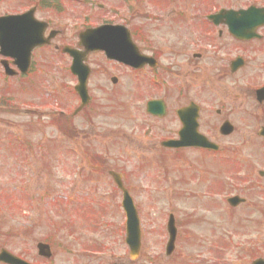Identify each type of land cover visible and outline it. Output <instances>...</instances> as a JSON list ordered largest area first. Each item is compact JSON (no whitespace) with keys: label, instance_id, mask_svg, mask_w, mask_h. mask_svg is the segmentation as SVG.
Masks as SVG:
<instances>
[{"label":"rangeland","instance_id":"obj_1","mask_svg":"<svg viewBox=\"0 0 264 264\" xmlns=\"http://www.w3.org/2000/svg\"><path fill=\"white\" fill-rule=\"evenodd\" d=\"M153 1L163 8L145 0L137 6L140 15L134 22L145 26L150 44L230 37L222 27L207 23L206 15L220 8L264 5V0H170L164 5L163 0ZM102 2L109 18L115 16L111 7L121 5ZM20 6L17 0H0V15L19 12ZM119 9L122 20L128 9ZM55 53L54 46L38 52L45 62L44 69L32 75L35 85L32 78L27 82L6 76L0 64V249L40 260L37 243L52 239V264H109L119 255L126 264H226L241 258V264H252L253 253L264 255V177L258 174L264 170V140L258 136L264 108L245 93L235 99L234 91L224 86L208 93V101L215 100V93L223 94L230 100L228 109L236 111L237 132L222 144L247 145L244 154L254 155L250 179L218 176L210 184L218 190L211 200L207 182L198 177L181 182L182 165L188 174L191 171L188 158L162 152L160 142L174 125L171 117L158 122L145 113L149 98L166 97L170 103L174 99L169 79L159 90L146 75L144 96L135 98L129 81L113 87L106 72H96L90 83L94 103L87 114L74 117L73 136L63 119L51 115L63 110L73 116L79 104L75 80L65 70L69 62ZM93 63L98 67L104 62L95 56ZM239 88L245 90L244 85ZM29 109L30 115L25 111ZM237 165L232 159L215 162L225 173ZM111 170L123 174L147 233L137 260L131 261L125 243L122 191L116 190ZM231 194L245 197L247 203L230 207ZM170 213L176 215L181 234L168 257Z\"/></svg>","mask_w":264,"mask_h":264},{"label":"flooded vegetation","instance_id":"obj_2","mask_svg":"<svg viewBox=\"0 0 264 264\" xmlns=\"http://www.w3.org/2000/svg\"><path fill=\"white\" fill-rule=\"evenodd\" d=\"M17 1L22 7L19 13L25 14V12L33 10L34 17L46 24L43 34L45 38H50L48 47L54 46L55 55H60L71 64L74 61V56L63 52L64 46H70L73 51L83 54L84 64L90 67L88 85L91 99L81 107V97L77 95L80 102L76 106L73 113L75 116L73 117L85 111L87 114L89 109L92 108L94 96L91 94L90 83L96 72H106L107 81L113 87L129 81L131 85L129 93L135 98L136 95L144 96L145 84L143 79L146 75L151 76L150 78L146 77L147 81L159 90L166 85V79L170 80V88L174 96L171 103L166 97L161 96L149 98L145 102V113L150 117L158 122L165 121L170 117L172 119L174 125L166 131L167 136L161 140L162 142L180 141L181 133L188 140L198 139L201 134L213 143H222L225 139L235 135L238 127L234 117L236 111L228 109L227 104L229 105L230 100L224 98L223 94L220 97V94L215 93V100L209 101H216V104H210L208 93L211 90L222 89L224 86L228 90L234 91L233 97L238 100L245 93L256 102L259 108H264V101H260L257 95L258 91L264 88V27L261 31L259 30L260 34L150 44L145 26L134 23L140 15L137 6H141L145 0H114L118 4L120 2L121 5L119 4L120 7H111L110 12L112 11L115 14L111 18L105 17L104 11L106 9L103 0ZM146 1L152 7L163 8L156 1ZM165 1L167 2V0H163V5ZM121 7L128 9V13L122 19L123 21L118 16ZM144 17L149 20L157 19L155 16L146 14H144ZM119 26H124L131 31L132 40L136 44L132 46L137 64L135 68L126 63L109 59L105 51L87 53V48L81 41V36L90 32V30L100 29L102 31L103 28L106 31ZM212 26L214 25L212 24ZM38 27L36 25L35 28L34 25L30 33H37ZM42 49L44 47H37L30 55V68L27 75L22 76L21 73H18L13 78L22 77L28 80V76L38 75L44 69L45 60L43 61L42 55L38 54ZM95 56L103 59L105 64L95 67L93 63ZM8 63L16 70V73L19 72L20 69L14 65L13 59H9ZM72 75L75 84L78 83L79 76ZM193 76L196 79H192ZM243 85L245 90L242 91L243 88L239 87ZM260 98L264 99V95ZM149 100H162L164 102L155 111L158 116L148 111ZM65 113L62 112L61 116ZM211 118H214V120L212 121ZM224 123H232L234 128L232 134L223 135L221 133ZM260 129H264V126H261ZM259 130L258 134L260 135ZM246 146L234 147L220 144L217 149L195 145L178 148L164 146L162 152L175 154L180 160L188 158L189 165L187 164V167L191 171L188 174L185 170L186 167L182 165L181 182L187 183L198 177V180L201 179L202 182H207L205 184L210 189V198L214 200L218 190L217 187L216 189L211 188L210 184H215L218 176L226 178V175H230L234 180H240L241 182H247L252 176L251 158L254 155L250 154L249 157L244 154L247 151L244 150ZM190 155L194 157L192 158ZM229 159L238 164L236 169L226 171V173L225 171H218L215 166L216 160L223 164L225 161L228 162ZM205 161H209V163L207 164ZM194 167L198 168L199 171L195 170ZM262 171L259 170L258 174L264 177L261 174ZM115 187L117 190V186ZM177 232L181 234L179 229ZM48 260L50 259L46 260L40 257V260H31V262L33 264H52ZM123 262L124 260L119 257L118 260L112 261L110 264H122Z\"/></svg>","mask_w":264,"mask_h":264},{"label":"water","instance_id":"obj_3","mask_svg":"<svg viewBox=\"0 0 264 264\" xmlns=\"http://www.w3.org/2000/svg\"><path fill=\"white\" fill-rule=\"evenodd\" d=\"M224 16H221L223 15ZM225 17L227 20L225 21L226 24L230 25V30L235 36H241V35H252L255 31V29L264 24V8L261 10H258L254 7H251V9L243 11L240 10V12L235 11H221L219 17H212V19H220ZM20 16H4V18H0V46L1 51L0 53L2 55L6 56H12L17 57L18 60L22 61L23 56L29 55L31 50L37 46V44L43 43L42 40H35L31 41L29 39L25 40V37L22 33V30L20 29ZM218 21L216 20V23ZM86 35V34H85ZM84 35V36H85ZM107 36L108 39H112V37L117 38L118 46L110 47L107 45L106 42H103V39ZM103 36V37H102ZM88 41V48L91 50H102L105 48H108L109 55L111 57L119 59L120 61H125L130 63L131 65L135 66V59L132 55V40L130 39V34L124 29H113L112 31L108 30L107 32L94 30L88 33L85 37ZM103 38V39H102ZM116 41V43H117ZM109 44V43H108ZM82 59V56L80 58V61ZM4 68H6L7 74H13V72L10 70V68L7 65V62L3 61ZM75 67H73L74 69ZM81 75H82V87L84 88V91H86L85 81L87 74L82 68L80 69ZM262 93V92H261ZM264 93V92H263ZM86 94V92H85ZM83 95L84 97V103L87 102V96ZM150 105H153V103H149ZM203 144H208L209 146L213 147L214 145L209 144L205 138L200 139ZM182 142H178V144H181ZM199 143H201L199 141ZM169 145H174L173 142L169 143ZM215 147H217L215 145ZM114 176L115 181H117V184L122 188L124 191V198H123V207L125 210V213L127 215V239L126 242L130 246V254L133 258H137L139 256L142 244H141V226L139 223V217L138 212L136 211L135 204L132 200V197L130 196L129 192L123 187V183L120 179V175L112 173ZM244 201V199H241L240 197H236L230 200V202L234 205L238 204V202ZM174 232V230L172 231ZM175 234H172L169 244L167 247V253L170 254L174 247H175ZM41 247V245H39ZM0 262H7L10 264H29L26 261L19 259L15 255L13 256L10 254L7 250L3 249L0 253ZM254 264H264V259H259L254 262Z\"/></svg>","mask_w":264,"mask_h":264}]
</instances>
